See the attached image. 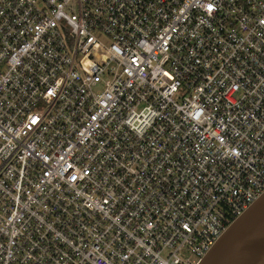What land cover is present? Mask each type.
Instances as JSON below:
<instances>
[{
    "label": "built area",
    "instance_id": "built-area-1",
    "mask_svg": "<svg viewBox=\"0 0 264 264\" xmlns=\"http://www.w3.org/2000/svg\"><path fill=\"white\" fill-rule=\"evenodd\" d=\"M264 192V0H0V264H198Z\"/></svg>",
    "mask_w": 264,
    "mask_h": 264
},
{
    "label": "water",
    "instance_id": "water-1",
    "mask_svg": "<svg viewBox=\"0 0 264 264\" xmlns=\"http://www.w3.org/2000/svg\"><path fill=\"white\" fill-rule=\"evenodd\" d=\"M198 264H264V192L228 226Z\"/></svg>",
    "mask_w": 264,
    "mask_h": 264
}]
</instances>
